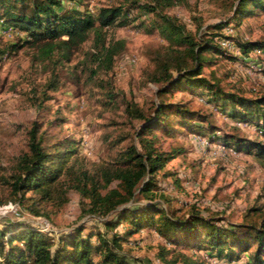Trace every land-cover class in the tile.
<instances>
[{"label": "rangeland", "instance_id": "obj_1", "mask_svg": "<svg viewBox=\"0 0 264 264\" xmlns=\"http://www.w3.org/2000/svg\"><path fill=\"white\" fill-rule=\"evenodd\" d=\"M235 3L236 0H178L164 5L153 0H61L58 12L77 10L95 19L102 7H124V23L120 25L117 20L103 28L106 45L122 42L108 69L98 65L92 55L96 52L92 31L72 49L69 60L56 54L43 59L37 48L23 45L29 40L25 30L6 19L0 21V230H39L51 237L55 246L61 237L68 239L67 235L78 229H82L81 238L90 235L93 244L98 243L100 234L111 238V231H106L103 223L113 214L85 213L82 202L86 200L82 201L75 190L65 192L66 201L57 189L47 199H40L32 191L19 199L12 191L11 176L18 156L28 151L27 132L33 122L38 124L45 145L63 142L75 150L68 161L75 172H97L111 165L126 145H137L133 132L139 119L126 110L128 105L136 104L151 113L157 102L158 85L147 79V73L152 69L151 59L156 53H164L169 45L156 28L160 15L182 24L196 40L208 38L211 32L222 37L217 42L222 53L203 69L207 79L236 95H264V52L255 50L245 56L238 47L241 41L264 42V12L254 8L235 21ZM143 5L155 10L142 9ZM21 11L28 12L29 8L17 4L15 12ZM226 20L232 21L221 30L211 28ZM53 79L55 89L48 87ZM199 98L198 91L187 87L162 96L165 102L190 103L207 114L208 123L195 120L193 125L183 126L179 117L171 116L173 135L162 136L161 146H181L184 151L158 173L157 190L167 201L156 198L154 202L177 215L186 214L194 206L202 216L217 218L222 224L245 223L250 209V219L259 222L264 216V155L238 151L223 142H210L209 138L212 134H235L264 143V136L254 125H236L213 103ZM209 123L215 126L214 132L209 130ZM115 184L113 181L109 187ZM148 203L135 194L117 209L140 208ZM126 226L122 223L116 231L123 234ZM205 240L202 234L184 246L165 240L154 228H143L121 238L120 248L115 251L135 264H250L248 253L235 250L231 256L226 251L217 254L205 247ZM92 258L98 261V253L94 252Z\"/></svg>", "mask_w": 264, "mask_h": 264}, {"label": "trees", "instance_id": "obj_2", "mask_svg": "<svg viewBox=\"0 0 264 264\" xmlns=\"http://www.w3.org/2000/svg\"><path fill=\"white\" fill-rule=\"evenodd\" d=\"M153 1L171 5L178 0ZM17 4L21 8L28 7L29 11L15 12ZM60 5L61 0H0V21L5 22L6 19L14 27L25 30L29 40L23 45L37 48L38 56L43 59L56 54L60 59L69 60L72 49L87 38L88 31H92L96 48L92 55L98 65L110 68L114 56L122 48V42L106 45L103 28L116 24L117 20L120 25L123 24L126 18L124 7H102L95 19L77 10L58 12L56 8ZM140 7L147 11L155 10L149 5ZM254 8L264 12V0H236L232 8L233 20H240L252 13ZM160 16L161 22L156 28L169 45L164 53H156L151 59L152 69L147 73V79L158 85L157 102L152 105L151 113H145L136 104L128 105L126 110L130 116L139 119L140 124L133 132L137 145H126L117 152L111 165L97 172L90 173L86 169L75 172L68 166L75 150L69 143L63 142L45 145L38 124L33 122L27 132L28 151L18 156L16 171L11 176L12 191L19 199H24L30 191L38 194L40 199H47L57 189L66 201L63 197L65 192L75 190L82 201L86 200L82 202L85 213L99 216L113 214L103 223L105 230L111 231V238L100 234L98 243L93 244L90 235L81 238L82 229H78L68 234V239L61 237L55 246L51 237L42 231L4 228L0 230V264H135L119 255L115 249L120 248L121 238L129 237L143 228H154L165 240L184 246L189 245L191 238L204 234L205 247L217 254L226 251L231 256L237 250L248 253L250 264H264V216L255 222L249 217V209L245 223L222 224L217 218L202 216L194 206H190L186 214L177 215L154 202L156 198L167 201L157 190L158 173L184 151L181 146L168 149L161 146L162 136L173 135L171 116L179 117L183 126H190L195 120L207 122L204 112L194 109L190 103L165 102L162 99L164 94L185 87L198 91L206 103H213L235 122L254 125L264 136V95L248 98L226 92L217 82L203 75V69L214 62V56L222 53L218 44V39L222 38L218 36L219 33L211 32L208 38L196 40L184 31L182 24H177L168 16ZM231 21H219L211 28L221 30ZM238 47L245 56L255 50L264 52V42L258 40L238 42ZM11 48H16V45ZM48 87L56 88L54 79ZM209 127L214 132L212 123H209ZM209 139L210 142L232 145L238 151H254L255 155H264V143L258 140L235 134H212ZM113 181H116L115 187H109ZM135 194L149 203L140 208L117 209L131 201ZM122 223L127 226L123 234H119L116 229ZM94 252L98 253V261L92 258Z\"/></svg>", "mask_w": 264, "mask_h": 264}, {"label": "built area", "instance_id": "obj_3", "mask_svg": "<svg viewBox=\"0 0 264 264\" xmlns=\"http://www.w3.org/2000/svg\"><path fill=\"white\" fill-rule=\"evenodd\" d=\"M199 101H203V99L199 98ZM236 125L241 126V123L240 122H236ZM205 143H207V142H205ZM10 207H13V206L10 205Z\"/></svg>", "mask_w": 264, "mask_h": 264}]
</instances>
